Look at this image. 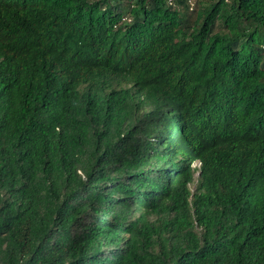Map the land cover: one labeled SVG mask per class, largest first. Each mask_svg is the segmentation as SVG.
Listing matches in <instances>:
<instances>
[{
    "label": "trees",
    "instance_id": "16d2710c",
    "mask_svg": "<svg viewBox=\"0 0 264 264\" xmlns=\"http://www.w3.org/2000/svg\"><path fill=\"white\" fill-rule=\"evenodd\" d=\"M0 264H264V0H0Z\"/></svg>",
    "mask_w": 264,
    "mask_h": 264
},
{
    "label": "rangeland",
    "instance_id": "374dc122",
    "mask_svg": "<svg viewBox=\"0 0 264 264\" xmlns=\"http://www.w3.org/2000/svg\"><path fill=\"white\" fill-rule=\"evenodd\" d=\"M199 162L196 163L197 166H199ZM196 177H198V172L196 173ZM192 187H194V184H192Z\"/></svg>",
    "mask_w": 264,
    "mask_h": 264
}]
</instances>
